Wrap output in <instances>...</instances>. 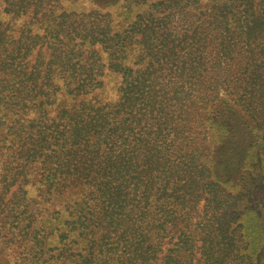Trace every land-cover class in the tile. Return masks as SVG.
Returning a JSON list of instances; mask_svg holds the SVG:
<instances>
[{
    "label": "trees",
    "instance_id": "1",
    "mask_svg": "<svg viewBox=\"0 0 264 264\" xmlns=\"http://www.w3.org/2000/svg\"><path fill=\"white\" fill-rule=\"evenodd\" d=\"M65 1L0 0L3 14L10 16L9 20L0 17L1 116L6 136L17 135L19 140L8 186L19 175L24 182L33 164L42 184L66 180L85 186L63 221V231L53 247V264H264L259 255L243 246L242 210L237 205L244 198L251 199V190L243 184L232 193L221 186L235 178L247 183L242 167L252 142L243 146L241 131L235 126L261 125L257 117L263 107L259 105L264 103L263 92L254 98L246 87L240 97L229 92L232 95L209 100L203 114L212 125L205 124V132L208 138L215 132L219 135L216 144L210 145L207 137L201 136L195 145L179 148L175 159L165 156L155 165L158 174H147L144 165L135 173L129 163L133 155L122 154L132 132L130 121L124 117L114 125L106 119L107 105L95 98L102 87L98 76H118V102L124 99L123 108L137 107L133 122L140 125L150 106L158 105L156 96L164 88L158 70L174 71L170 80L175 84L170 91L164 88V94L171 93L172 99L181 95V100L192 90L189 87L198 89V69L192 58L181 59L176 54L170 33L162 30L154 37L155 43L149 41V22L141 14L127 34L117 31L109 35L111 26L75 18L81 12L67 8ZM185 1L189 5L196 2ZM255 4L259 2L239 0L237 10L232 2L222 5L225 12L235 15L234 27L246 33L247 41L255 34L249 22L256 20L252 17ZM214 14L211 12L212 17ZM18 17L25 19L15 26ZM216 18L218 23L230 21L226 15ZM132 37L140 53L138 61L129 66L117 59L125 58L120 53L130 46ZM60 95L76 102L72 112L64 109L70 114L69 124L56 130L50 125L43 127L46 122L42 117L49 113L44 105L53 104ZM189 99L183 105L188 101L194 105ZM78 100L81 103L77 104ZM215 125L217 129L212 130ZM219 148H223L220 156ZM204 156L214 164L210 166ZM202 200L205 209L201 211ZM98 228L102 229L97 235ZM39 229L31 232L37 239Z\"/></svg>",
    "mask_w": 264,
    "mask_h": 264
},
{
    "label": "rangeland",
    "instance_id": "2",
    "mask_svg": "<svg viewBox=\"0 0 264 264\" xmlns=\"http://www.w3.org/2000/svg\"><path fill=\"white\" fill-rule=\"evenodd\" d=\"M257 1L259 4H255L252 11V17H256V20L250 17L252 19L249 21L254 26L255 34L249 41L246 40L244 31L234 27L235 15L225 12L222 8L223 4L232 2L234 10H237L235 7L239 0H196L191 5L185 0L65 1L67 8L81 12L75 18H82L84 22L96 20L100 26H111L112 31L109 35L117 31L120 34L123 32L124 35L136 16L141 14L149 22L146 28L149 41L154 40L157 33L162 30L170 33L173 42L171 45L177 48L176 54L181 59L192 58L196 70L198 69L199 74L195 75L198 76V80L196 79L198 89L193 90L194 86L189 87L192 90H188L186 98L181 100V95L179 99H172L171 93L164 94L165 89L170 91L171 86L175 84L170 80L175 76L174 71L158 70L160 84L165 89L163 88L162 93L156 96L158 105L150 106L146 118H142L140 125H135L133 122L137 117V107L123 108L121 100L124 99L118 102L116 89L118 76L110 73L98 76L102 87H98L95 98L96 101L99 100L100 103L107 105L106 119L114 125L120 123L124 117H128L130 121L132 132L126 138L122 154L133 155L129 163L135 173L144 165L147 174H158L155 165L160 164L165 156L175 159L179 148L195 145L201 136L207 137L206 142L208 141L210 145L216 144L214 142L219 139V135L216 136L215 132L208 138L205 124L208 126L211 123L204 120L203 112L206 113L209 100H213L217 95L230 96L232 94L229 92H234L233 95L240 97L246 87L251 88L249 92H253L254 98L257 93L264 94V0ZM0 5L3 7L2 2ZM2 7L0 6L1 19L9 20L10 16L3 14ZM198 10L200 17L196 19ZM211 12L216 14L212 17ZM225 15L230 21L224 23L215 21L216 17L221 19L220 17ZM24 19V17L16 18L14 25L19 26ZM135 39V37L129 39L132 43L126 51L120 53V56L125 55V58L121 57L117 61L129 66L138 61L140 50ZM116 49L121 48L116 47ZM150 60L154 59H147V62ZM198 83L200 85H197ZM188 86L189 83L185 88ZM188 97L194 100V105H189V101L186 103L187 106L183 105ZM75 103L60 95L53 104L44 105L49 109V113L42 117L41 121L46 122L43 127L50 125L54 130L64 129L69 124L70 116L64 109L72 112ZM78 103L81 102L78 100ZM129 104L124 106L127 107ZM259 107L262 109L260 113L264 112V103ZM118 109L119 114L115 115L114 111ZM260 113L257 120L261 127L254 124H249L250 128H246L244 124L235 126L241 131L243 146L249 141L252 142V147L249 148L244 160L245 165L242 167V175L247 183L238 182L237 178L231 177L235 179L226 180L221 186L232 193H237L243 184H247V189L251 190V199L244 198V201L237 205V209L242 210L243 246L254 256L259 255L261 262L264 263V113L261 115ZM1 115L2 101L0 102V264H53L52 256L55 252L53 247L58 244L57 237L63 231L61 228L63 221L67 218L72 205L77 202L80 196L79 190L85 186L82 183L66 180L42 184L38 181L35 164L31 171L26 173L24 182L19 175L15 183L8 186L11 181L10 176L15 171L12 167L15 165L14 157L18 154L19 140L17 135L6 136V125L2 123ZM211 129H217V126ZM10 138L15 139L10 141ZM222 150L223 148L218 149L219 156ZM46 153L48 154L47 151ZM80 153L83 154L82 150ZM221 158L219 157L217 161ZM203 159L208 160L210 166L214 164L212 158L204 156ZM156 161L158 163H155ZM218 167L221 168L222 164L218 163ZM145 177L150 178V176ZM22 187L26 189L25 194L21 193ZM199 205L201 211L205 209L204 200ZM35 227L40 228L39 233H36L38 239L34 237V233H31ZM56 227L58 229H55ZM101 229L98 228L97 235ZM81 243L86 242L81 240Z\"/></svg>",
    "mask_w": 264,
    "mask_h": 264
}]
</instances>
